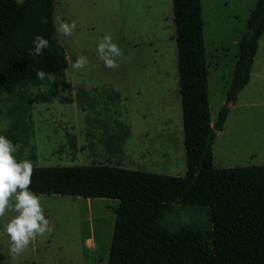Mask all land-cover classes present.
Returning <instances> with one entry per match:
<instances>
[{
  "label": "rangeland",
  "instance_id": "obj_1",
  "mask_svg": "<svg viewBox=\"0 0 264 264\" xmlns=\"http://www.w3.org/2000/svg\"><path fill=\"white\" fill-rule=\"evenodd\" d=\"M256 2L202 0L213 124L226 103L238 44ZM58 18L77 24L70 37L57 31L68 68L38 85L0 91V135L19 146L17 159L41 168L107 165L184 177L173 0H56V30ZM105 34L123 51L118 69L99 58ZM79 55L89 64L74 70ZM213 156L217 168L264 166V34L250 81L216 133ZM38 197L52 232L13 257L5 226L16 213L8 212L0 218V264L108 263L118 200ZM209 215L207 208L175 204L161 224L172 232L191 225L207 234Z\"/></svg>",
  "mask_w": 264,
  "mask_h": 264
},
{
  "label": "trees",
  "instance_id": "obj_2",
  "mask_svg": "<svg viewBox=\"0 0 264 264\" xmlns=\"http://www.w3.org/2000/svg\"><path fill=\"white\" fill-rule=\"evenodd\" d=\"M55 2L0 0V91L40 84L37 69L59 75L68 68L54 24ZM173 14L186 175L107 165L35 167L31 190L37 196L118 200L107 264H264V166L217 168L213 156L216 133L251 78L264 34V0L250 11L226 103L214 124L202 0H173ZM37 34L49 39L50 47L33 57L29 49ZM175 204L209 209L210 232L191 225L172 232L163 226Z\"/></svg>",
  "mask_w": 264,
  "mask_h": 264
},
{
  "label": "clouds",
  "instance_id": "obj_3",
  "mask_svg": "<svg viewBox=\"0 0 264 264\" xmlns=\"http://www.w3.org/2000/svg\"><path fill=\"white\" fill-rule=\"evenodd\" d=\"M58 25L57 31L66 37L72 36L77 27L75 21L68 23L59 18ZM32 45L29 54L33 57L42 56L44 50L50 47L49 39L40 34L34 37ZM97 51L100 60L109 69H118L124 59L122 49L113 42L111 34L103 36ZM88 64V57L79 55L72 68L82 70ZM35 72L40 80L49 75L42 69ZM18 148L5 135H0V218L10 211L16 213L5 226L13 257L23 253L37 237L50 234L53 230L50 220L45 217L40 198L31 190L35 165L28 159L18 160L15 155Z\"/></svg>",
  "mask_w": 264,
  "mask_h": 264
},
{
  "label": "crops",
  "instance_id": "obj_4",
  "mask_svg": "<svg viewBox=\"0 0 264 264\" xmlns=\"http://www.w3.org/2000/svg\"><path fill=\"white\" fill-rule=\"evenodd\" d=\"M245 33V32H244ZM244 33H243V35H244ZM242 35V36H243ZM242 38V37H241ZM240 40V39H239ZM234 107V104L233 105H230V109H232ZM227 121V120H226ZM213 124V123H212ZM42 196H44V195H42Z\"/></svg>",
  "mask_w": 264,
  "mask_h": 264
}]
</instances>
